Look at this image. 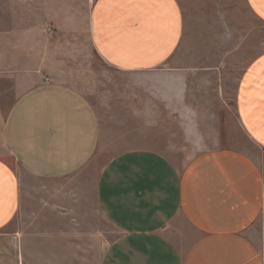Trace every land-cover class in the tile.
Instances as JSON below:
<instances>
[{
	"label": "crops",
	"instance_id": "crops-1",
	"mask_svg": "<svg viewBox=\"0 0 264 264\" xmlns=\"http://www.w3.org/2000/svg\"><path fill=\"white\" fill-rule=\"evenodd\" d=\"M82 1L88 2L85 15L68 11V28H80L82 20L108 66L158 94L159 105L177 112L186 134L189 125L213 124L196 101L203 85L191 83L204 68L180 62L184 16L177 0ZM246 3L264 23V0ZM19 8L0 2V264H19L2 233L21 211L23 176L75 177L101 141L87 99L39 73L46 67L42 49L39 68L29 71L22 54L27 15ZM65 18L52 12L39 31L54 34ZM10 78L27 85L15 86L14 98L5 90ZM235 109L243 134L264 152V52L243 70ZM194 130L188 138H201ZM91 193L104 227L115 235L100 247L108 248L101 264H264V167L243 151L206 147L181 167L151 150L123 152L103 168ZM99 230L96 235H106Z\"/></svg>",
	"mask_w": 264,
	"mask_h": 264
},
{
	"label": "rangeland",
	"instance_id": "rangeland-1",
	"mask_svg": "<svg viewBox=\"0 0 264 264\" xmlns=\"http://www.w3.org/2000/svg\"><path fill=\"white\" fill-rule=\"evenodd\" d=\"M11 1L21 6L18 13L27 15L29 38L22 54L29 71L39 68L42 49L46 67L39 73L87 99L101 129L95 156L75 177L47 181L23 176L21 211L2 233L19 264H101L108 248L100 247L104 240L110 244L115 235L110 225L104 227L91 191L103 168L120 153L151 150L181 167L196 150L232 148L249 154L264 167V152L243 134L235 109L243 70L264 52V23L249 10L246 0H177L184 16L180 62L204 68L191 83L203 85L198 87L196 101L204 106L202 116H210L213 122L189 125L187 134L177 112L159 105L158 94L143 91L134 76L114 70L97 55L82 20L80 28H68V11L81 18L88 2ZM52 12L66 16L61 28L54 34L39 31V22ZM12 51L19 53L20 49L13 45ZM11 80L5 90L14 98L19 93L13 91L15 86L27 85ZM192 127L194 132L199 130L201 138H188ZM101 226L104 236L96 235Z\"/></svg>",
	"mask_w": 264,
	"mask_h": 264
}]
</instances>
